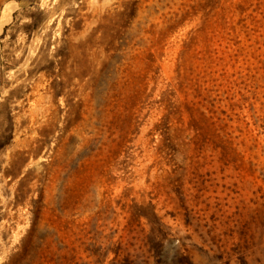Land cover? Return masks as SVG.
<instances>
[{"label":"rangeland","instance_id":"1","mask_svg":"<svg viewBox=\"0 0 264 264\" xmlns=\"http://www.w3.org/2000/svg\"><path fill=\"white\" fill-rule=\"evenodd\" d=\"M8 131L0 264H264V0H0Z\"/></svg>","mask_w":264,"mask_h":264},{"label":"trees","instance_id":"2","mask_svg":"<svg viewBox=\"0 0 264 264\" xmlns=\"http://www.w3.org/2000/svg\"><path fill=\"white\" fill-rule=\"evenodd\" d=\"M11 138H12V134L10 131H8L6 136L1 137V139H0V140H4V141L0 142V148L7 146L9 144Z\"/></svg>","mask_w":264,"mask_h":264}]
</instances>
